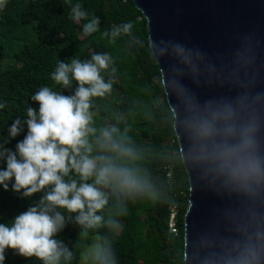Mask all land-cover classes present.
I'll use <instances>...</instances> for the list:
<instances>
[{
    "label": "clouds",
    "instance_id": "clouds-1",
    "mask_svg": "<svg viewBox=\"0 0 264 264\" xmlns=\"http://www.w3.org/2000/svg\"><path fill=\"white\" fill-rule=\"evenodd\" d=\"M68 18L82 25V34L91 37L100 33L115 44L123 35L131 34V21L116 24L101 32L100 17L90 14L80 2L64 0ZM8 0H0V11ZM88 47V45H85ZM169 48L182 63H192L193 56L202 57L198 50L161 41L155 45L159 56ZM116 61L110 52L93 51L82 58L78 53L68 62L57 61L50 74L52 86H41L30 100L38 110L26 107V117L15 118L8 127V137L0 138V186L22 197L41 194L26 211L8 223H0V264H5L6 252L38 264H118L113 250V236L122 227L121 218L127 216V200L136 197L156 198L158 195L147 169L143 168L142 150L128 135V129L117 125L97 127L93 109L97 98L113 91L116 83ZM182 73V69H173ZM168 84L184 98L191 113L184 121L196 140L202 158L218 161L219 170L227 171L234 180L247 185L261 175L260 161L254 155L255 120L242 122L236 105H243L246 97L235 102L209 101L203 108L176 79ZM63 90H71L64 94ZM259 98V95L258 97ZM7 102H0V110ZM15 150L6 147L10 139L24 132ZM72 223L80 231L78 238L98 237L82 252L58 238ZM105 230L103 236L100 231ZM242 262L257 259L255 247L245 245L238 257Z\"/></svg>",
    "mask_w": 264,
    "mask_h": 264
},
{
    "label": "trees",
    "instance_id": "trees-1",
    "mask_svg": "<svg viewBox=\"0 0 264 264\" xmlns=\"http://www.w3.org/2000/svg\"><path fill=\"white\" fill-rule=\"evenodd\" d=\"M100 17L101 32L116 24L131 21L128 36L115 44L96 33L82 34V25L68 18L64 0H8L0 11V138H7L8 127L19 117H26L28 105L38 110L30 96L41 86H52L51 73L57 61L71 57H88L93 51L110 52L116 61L113 91L95 100L97 127L117 125L127 128L132 141L142 150L141 165L147 169L158 195L136 197L126 201L128 214L121 218V230L113 236V250L118 264H185L184 217L190 195L189 178L182 161L174 130V115L168 104L162 76L150 46L147 20L133 0H73ZM88 45V47H85ZM71 94V90H63ZM24 132L10 139L6 147L15 150ZM2 142V140H0ZM6 167L0 164V169ZM173 177H167V169ZM41 194L25 198L0 186V223H8L36 202ZM178 207V233L170 231L171 208ZM80 229L72 223L59 234L60 239L75 246L77 252L92 244L90 235L78 238ZM105 230L100 231L103 236ZM5 264H38L6 252Z\"/></svg>",
    "mask_w": 264,
    "mask_h": 264
},
{
    "label": "water",
    "instance_id": "water-1",
    "mask_svg": "<svg viewBox=\"0 0 264 264\" xmlns=\"http://www.w3.org/2000/svg\"><path fill=\"white\" fill-rule=\"evenodd\" d=\"M147 20L150 46L161 71L174 130L190 186L184 217L185 264H264V0H133ZM178 43L197 66L182 63L171 49L159 56L155 45ZM182 69V73L173 69ZM176 79L195 103L235 102L242 122L255 120L254 155L261 175L247 185L202 158L184 121L187 104L168 84ZM259 95V98H257ZM257 259L242 262L245 245Z\"/></svg>",
    "mask_w": 264,
    "mask_h": 264
},
{
    "label": "built area",
    "instance_id": "built-area-1",
    "mask_svg": "<svg viewBox=\"0 0 264 264\" xmlns=\"http://www.w3.org/2000/svg\"><path fill=\"white\" fill-rule=\"evenodd\" d=\"M167 177L169 180H171L173 177V172L171 168L167 169ZM178 212H179L178 207L173 205L171 208V218H170V224H169L170 231L173 234L178 233V228H177Z\"/></svg>",
    "mask_w": 264,
    "mask_h": 264
},
{
    "label": "rangeland",
    "instance_id": "rangeland-1",
    "mask_svg": "<svg viewBox=\"0 0 264 264\" xmlns=\"http://www.w3.org/2000/svg\"><path fill=\"white\" fill-rule=\"evenodd\" d=\"M175 206H176V205H175ZM97 240H98V237H97V236H94V237L92 238V244L95 243V242H97Z\"/></svg>",
    "mask_w": 264,
    "mask_h": 264
}]
</instances>
